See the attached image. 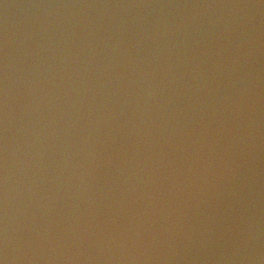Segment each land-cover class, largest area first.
Returning <instances> with one entry per match:
<instances>
[{"label": "water", "instance_id": "water-1", "mask_svg": "<svg viewBox=\"0 0 264 264\" xmlns=\"http://www.w3.org/2000/svg\"><path fill=\"white\" fill-rule=\"evenodd\" d=\"M0 264H264V0H0Z\"/></svg>", "mask_w": 264, "mask_h": 264}]
</instances>
